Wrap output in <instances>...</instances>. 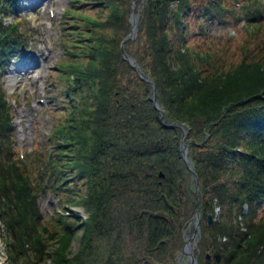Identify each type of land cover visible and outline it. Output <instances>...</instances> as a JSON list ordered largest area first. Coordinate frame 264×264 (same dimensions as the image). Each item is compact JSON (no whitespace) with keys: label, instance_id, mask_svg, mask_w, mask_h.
<instances>
[{"label":"trees","instance_id":"16d2710c","mask_svg":"<svg viewBox=\"0 0 264 264\" xmlns=\"http://www.w3.org/2000/svg\"><path fill=\"white\" fill-rule=\"evenodd\" d=\"M136 5L138 36L125 44V55L131 0H69L65 50L104 63L64 57L54 64L49 82L61 109H53L48 144L28 161L18 156L0 85V220L9 234L8 256L31 264L48 257L54 264H175L199 211L206 264H264V216L258 218L264 213V70L221 66L264 63L263 5ZM19 8L20 1L2 3L0 78L23 41L19 19L7 25L1 14L10 18ZM216 19L234 20L241 30L218 40L210 33L204 48L191 50L190 36L207 40ZM141 73L156 85L165 123L176 126L165 127L153 85ZM183 130L198 192L181 157ZM43 190L56 193L61 205L48 218ZM77 206L89 217L78 216ZM81 229L80 250L70 258L67 249Z\"/></svg>","mask_w":264,"mask_h":264},{"label":"rangeland","instance_id":"374dc122","mask_svg":"<svg viewBox=\"0 0 264 264\" xmlns=\"http://www.w3.org/2000/svg\"><path fill=\"white\" fill-rule=\"evenodd\" d=\"M258 1H260L261 4H264V0ZM1 3H4V0H0V8L2 5ZM67 7H69V0H22L19 11L10 19L5 17L2 20V22H6L8 25L9 22L19 18V29L23 34V49L17 52V55L14 57L6 75L0 78V85L5 90L6 97L11 105V113L15 128V146L18 151V156H25V158L22 159L24 162L28 161V157L35 153L34 150H37L38 148L39 150H42L49 142V134L52 130L51 122L53 121V115H55L53 109L56 110L57 107H59L58 105L54 106L56 100L51 94L49 82V75L51 76L49 71L53 67V64L59 62L64 57L69 58L68 61L70 62L83 64L91 62L97 64L104 63L103 59L80 58L73 56L65 50V45L64 42L62 43V40L64 36L63 24L65 23V9ZM49 9L53 10V17H50ZM135 12L139 13L137 8ZM240 26L241 24L236 23L234 20L227 23H220L219 19H216L210 24L209 28L211 32H209L207 36L212 33L216 40L222 36H229V38H232L235 35V30L238 31ZM71 28L73 27L68 25V35L74 36V34H70L69 29ZM210 37L211 35L206 40L199 35L194 36L192 34L189 42L191 50L194 51L196 49L204 48L206 46L204 42L209 41ZM70 46L72 47V44H70ZM29 50L34 53V56L31 58L37 59V64L33 63L29 67L26 66L27 68L23 67L22 72L14 76L13 69L17 64L19 65L24 61H27V63L30 62V58L26 57V52ZM247 61L248 60L238 63V60H235L237 63H223L221 66L227 68H241L245 70H264V63H247ZM259 62L264 61L260 60ZM64 99V95H61V103H65ZM42 100H45V102H41ZM60 112H62V110ZM56 116L60 117L61 114H56ZM40 204L43 216L46 218L53 216L54 212H59L61 210V205L58 202V195L54 192H45L43 190ZM73 209L78 211V216L85 218L89 217V214L86 213L84 207H73ZM261 216H264L263 212L259 213L258 218ZM193 222L195 224V220ZM194 224H192L187 232H185L186 236H192L194 232L192 227ZM2 229L3 225L0 220V253L6 256V264H31V262L28 263L23 257L15 260L8 256V253L10 252L9 234ZM200 230V233L192 241V246L199 264H206L207 259H205V254H203L200 246L202 237L201 224ZM81 235L82 229L73 237V240L67 249L68 257H73L80 250L82 244ZM207 257H210V254H207ZM186 259L185 255H180L175 264H185ZM36 264L54 263L53 260L48 257L46 260L40 261Z\"/></svg>","mask_w":264,"mask_h":264},{"label":"water","instance_id":"95a60500","mask_svg":"<svg viewBox=\"0 0 264 264\" xmlns=\"http://www.w3.org/2000/svg\"><path fill=\"white\" fill-rule=\"evenodd\" d=\"M132 8H133V13H132L131 18H130V21H131V24H132V29H131L130 34L126 37V39L124 40V42L122 44L123 50H124L125 43L130 41V40H134L137 37V35H138L139 13L135 12V10H136V2H135V0H132ZM124 54H126L125 51H124ZM127 60L130 61L131 63H133L131 58H127ZM141 77L144 80L150 81L152 83V85H153V91H154L153 103H154L155 108L158 111L161 112V119H162V122L164 123L165 127L176 126L177 124H175V123H170V124L165 123V120H164L165 112H164V109L160 106V104L158 102L157 88H156L155 83H153L150 80V78L147 77L144 73H141ZM186 138H187L186 131L183 130V136H182V139H181V150H182L181 157L184 160L187 168L192 172L193 178H194V180H196V187H197V191H198L199 190V186H200L199 177H198V174H197L195 168L193 167V165L191 164V161H190V159L188 157L189 149L186 146V142H185ZM161 176L164 177V174L161 173ZM208 221H209L210 224L213 223V215L212 214L208 215ZM200 224H201V214H200L199 211H197L196 215H195V230H194L192 236H190V237L186 236L185 237V244H184V247H183V250H182V255H185L186 258H187L185 264H199L198 263V259H197L196 255H195L193 246H192V241L196 238V236L201 231L200 230Z\"/></svg>","mask_w":264,"mask_h":264},{"label":"bare ground","instance_id":"6f19581e","mask_svg":"<svg viewBox=\"0 0 264 264\" xmlns=\"http://www.w3.org/2000/svg\"><path fill=\"white\" fill-rule=\"evenodd\" d=\"M26 66L29 67V63H27L26 61L23 62V65H16L13 69V75L16 76L17 74L21 73L23 67H26ZM6 261H7L6 256L0 253V264H6Z\"/></svg>","mask_w":264,"mask_h":264}]
</instances>
